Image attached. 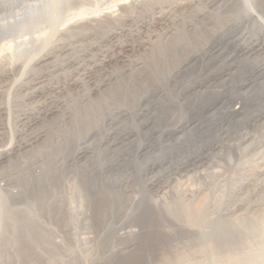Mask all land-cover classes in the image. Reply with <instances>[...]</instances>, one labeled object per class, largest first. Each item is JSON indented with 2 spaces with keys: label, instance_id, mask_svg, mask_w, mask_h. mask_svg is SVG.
<instances>
[{
  "label": "rangeland",
  "instance_id": "1",
  "mask_svg": "<svg viewBox=\"0 0 264 264\" xmlns=\"http://www.w3.org/2000/svg\"><path fill=\"white\" fill-rule=\"evenodd\" d=\"M233 1L19 0L0 13L15 31L0 43V264H264V47L246 48L264 43L252 21L264 0Z\"/></svg>",
  "mask_w": 264,
  "mask_h": 264
},
{
  "label": "bare ground",
  "instance_id": "2",
  "mask_svg": "<svg viewBox=\"0 0 264 264\" xmlns=\"http://www.w3.org/2000/svg\"><path fill=\"white\" fill-rule=\"evenodd\" d=\"M25 1V0H24ZM235 1V4H233V5H237L239 2L241 3L240 4V7L241 6H243V4H242V2H241V0H234ZM233 1V2H234ZM243 2H244V0H242ZM260 1V0H259ZM20 2H21V0H20ZM142 2V1H141ZM208 2V1H207ZM218 2H220V0H209V4H210V6H214L215 4H217V6H219L218 5ZM223 2V1H222ZM17 3H19V0H0V13L1 14H5V12L6 13H8L10 10L11 11H13L14 9H13V7H14V5L16 4L17 5ZM221 3V2H220ZM262 3V2H261ZM22 4H24V3H22ZM27 4V3H26ZM25 4V5H26ZM33 4V3H32ZM208 4V3H207ZM225 4H227V3H225ZM224 4V5H225ZM230 4V3H229ZM258 4H259V2H258ZM223 5V7H225ZM249 5V4H248ZM263 5V4H262ZM19 6H20V4H19ZM32 6V5H31ZM43 6V5H42ZM227 7H228V5H226ZM230 6V5H229ZM216 7V6H215ZM222 7V5L219 7V8H221ZM222 7V8H223ZM234 7V6H233ZM232 7V5H231V8H233ZM261 7V6H260ZM29 8H30V6H29ZM33 8H35L36 9V6L34 7V5H33ZM32 7H31V11H32V9H33ZM217 8V7H216ZM218 8V9H219ZM230 8V9H231ZM234 8H237V7H234ZM13 9V10H12ZM35 9H33V11H32V13L34 14V10ZM39 9V8H38ZM17 10H18V8H17ZM22 10V9H21ZM26 10V9H25ZM25 10H23V14H24V11ZM224 10H225V8H224ZM239 10V9H238ZM242 10V9H241ZM247 10V9H246ZM27 12L29 11V10H26ZM38 11V10H37ZM161 12V11H160ZM164 12V11H163ZM182 12H183V10H182ZM10 13V12H9ZM9 13H8V15H9ZM14 12H12L11 13V15L13 14ZM203 13V12H202ZM255 13V12H254ZM253 13V14H254ZM3 14V15H4ZM17 14V13H16ZM19 14H20V12H19ZM25 14H27V13H25ZM30 14V13H29ZM43 14V13H42ZM8 15H7V18H8ZM15 15V14H14ZM13 15V16H14ZM22 15V14H21ZM238 15H240V16H242L244 19H247V20H250V19H252V14L251 13H246V12H244L243 10L242 11H240V12H238ZM2 15H0V17H1ZM20 16V15H19ZM209 16V15H208ZM234 16V15H233ZM236 16H237V14H236ZM6 17V16H5ZM4 17V18H5ZM11 17V16H10ZM9 17V18H10ZM17 17H18V14H17ZM117 17V16H116ZM201 17H203V18H206L207 17V14H205V13H203L202 14V16ZM231 17V16H230ZM259 17H261V16H259ZM21 18V17H20ZM31 18V17H30ZM101 18V17H100ZM184 18V17H183ZM253 18H254V16H253ZM264 18V17H263ZM11 19V18H10ZM28 19H29V17H28ZM43 19V18H42ZM225 19V18H224ZM228 19V18H227ZM235 19V18H234ZM237 19V18H236ZM0 20H2V18L0 19ZM15 20V19H14ZM17 21H18V19H16ZM31 20V19H30ZM144 20V19H143ZM200 20V19H199ZM202 20V19H201ZM229 20V19H228ZM5 21H7V20H5ZM11 21V20H10ZM243 21V20H242ZM246 21V20H245ZM253 22L255 21L256 22V25L258 26V34H260V36H264V21H262V20H260L258 17L255 19V20H252ZM8 22H9V19H8ZM19 22V21H18ZM23 22V21H22ZM191 22V21H190ZM203 22V21H202ZM228 22V21H227ZM230 22V21H229ZM235 22H237L236 20H235ZM244 22V21H243ZM251 22V21H250ZM11 23H12V21H11ZM11 23H8L7 25L6 24H2V23H0V43H1V40H3V38H5L6 39V37L8 36V34H9V31H10V33L12 32V30H13V32L12 33H15V31H14V28L12 29L11 28V30H10V26H11ZM29 23H30V21H29ZM34 23V22H33ZM239 23V22H238ZM241 23V22H240ZM13 24V23H12ZM15 24V23H14ZM26 24V26L28 25V22L27 23H25ZM41 24V23H40ZM39 24V25H40ZM237 24V23H236ZM242 24V23H241ZM241 24H240V26H241ZM254 24V23H253ZM22 26H23V23L21 24ZM235 25V24H234ZM198 26V25H197ZM236 26V25H235ZM239 26V27H240ZM15 27V26H14ZM16 27H17V25H16ZM196 27V26H195ZM233 27V26H232ZM101 28V27H100ZM229 28V27H228ZM19 29V28H18ZM111 29V28H110ZM223 29V28H222ZM233 29V28H232ZM17 30V29H16ZM106 30V29H105ZM219 30H221V29H219ZM230 30V29H229ZM197 32V31H196ZM215 32V31H214ZM121 34V33H120ZM197 34V33H196ZM7 35V36H6ZM13 35V34H12ZM113 35V34H112ZM198 35V34H197ZM224 35V34H223ZM16 36V35H15ZM201 36V35H200ZM214 36V35H213ZM10 37V36H9ZM176 38L174 39L175 40V42L177 43H175L174 42V40H173V42L176 44V46L177 47H175V48H177L179 51L181 50L182 51V49H183V52L185 51L184 49H186V45H187V47L189 48V47H191V45H189L188 46V44H190L191 42H192V44H193V41H188V40H184L186 43H188V44H183V42H182V44H181V40L179 39V38H177V36H175ZM220 37V36H219ZM8 38V37H7ZM114 38V37H113ZM218 38V37H217ZM15 39V38H14ZM19 39V38H18ZM263 39V38H262ZM8 40V39H7ZM197 41V40H196ZM263 41V40H262ZM10 42V41H9ZM15 42V41H14ZM184 42V43H185ZM16 43V42H15ZM174 43H172V44H174ZM117 44V43H116ZM181 44V45H180ZM10 45H12V44H10ZM169 46H170V44H168ZM254 45V44H253ZM15 46V45H14ZM96 46V45H95ZM193 47H195V48H197L194 44L192 45ZM258 46H260L259 48H261L262 49V47H264V43L263 42H261V41H258L254 46H249V48L248 47H246L247 49H249V50H254V48L255 47H258ZM11 47V46H10ZM160 48V47H159ZM161 48H162V45H161ZM166 48V47H165ZM4 48H2V50H3ZM73 49V48H72ZM103 50V49H102ZM162 50V49H161ZM165 50V49H164ZM164 50H163V52H164ZM167 50H169V47L167 46ZM160 53V55H161V51H160V49L158 50ZM174 51H175V49H174ZM191 51V50H190ZM165 52H167L166 50H165ZM164 52V53H165ZM170 52V51H169ZM172 52H173V47H172ZM224 52V51H223ZM248 52V51H247ZM182 53V52H181ZM173 54V53H172ZM175 54V53H174ZM200 54V53H199ZM182 55V54H181ZM198 55V54H197ZM202 55V54H201ZM177 56H180V55H178L177 54ZM123 57V56H122ZM182 57H184V55L182 56ZM186 57V56H185ZM197 57V56H196ZM256 57V56H255ZM180 58H181V56H180ZM180 58H178L177 60H178V62L180 61ZM190 58H191V56H190ZM189 58V59H190ZM195 58V57H194ZM175 59V58H174ZM183 59V58H182ZM187 59H188V57H187ZM192 59V58H191ZM202 59V58H201ZM176 60V59H175ZM194 60V59H193ZM198 60V59H197ZM113 60H104L103 62L105 63V64H107V65H109V64H111V62H112ZM185 61H186V59H185ZM188 61V60H187ZM185 62L184 63V61H183V63L184 64H180L181 66L176 70L175 68H174V70H175V75L177 76L181 71H183L185 68H187V67H190L189 65H188V62H190L191 60H189L188 62ZM205 61V59L203 60V62ZM177 62V63H178ZM195 62V61H194ZM51 64H52V62H50ZM49 63V64H50ZM182 63V62H181ZM192 63H193V61H192ZM191 63V64H192ZM196 63V62H195ZM175 64V63H174ZM46 65H48V63L46 64ZM179 64H177V66H178ZM193 65V64H192ZM74 67V66H73ZM8 70V69H7ZM20 71V70H19ZM69 71V70H68ZM33 82V81H32ZM7 84V83H6ZM35 85H34V87L35 88H33V91H32V94H35V93H40L42 90H44L43 89V87H45V86H43L42 85V83L39 81H36L35 83H34ZM46 88V87H45ZM49 89V88H48ZM46 90V89H45ZM95 91V90H94ZM27 92V91H26ZM236 109V108H235ZM54 112V110H52V109H47L46 111H45V114H47V115H49V114H52ZM231 112H239L238 110H232ZM46 116V115H45ZM30 122L31 121H28V122H26V125L25 126H27V127H30L32 124H30ZM26 127V128H27ZM23 131V132H22ZM19 134L20 135H22V134H25V132H24V130H21L20 132H19ZM131 135H132V132H130L129 133V135L128 136H130L131 137ZM29 137V136H28ZM128 138V137H127ZM30 140V139H29ZM29 140L27 139V141H19V142H17V143H20V144H16L15 146H12L13 144L11 143V146H10V148L8 149V150H11V151H6L5 153H3V154H6V156H10V155H12L13 153H15V150H16V147H18V148H21V146L23 145V147H26V146H28L29 144H31V143H29ZM34 141V140H33ZM142 147V146H141ZM29 150V149H28ZM2 152H0V154H1ZM88 154V149L87 148H79V150L77 151V153L73 156V158H71L72 160H76V159H81V158H85L86 157V155ZM20 155V154H19ZM3 159V158H2ZM80 162V161H79ZM105 186V185H104ZM147 186L149 187V188H151V189H153V188H158L159 187V184L157 183V181L156 180H153V179H151L148 183H147ZM97 188V187H96ZM112 188V187H111ZM95 190V189H94ZM112 190V189H111ZM114 191V190H113ZM113 195V194H112ZM112 195L111 194H109V193H106L104 190H101V191H98L97 193H96V197L97 198H99L98 199V201L95 203L96 205H95V209H96V216H95V219H97V221H98V223L99 224H102L103 225V222H105V216L107 215V214H109V211H110V201L112 200ZM115 195V194H114ZM164 197V196H163ZM114 198V197H113ZM97 200V199H96ZM95 200V201H96ZM118 200V199H117ZM143 201V200H142ZM121 205V204H120ZM111 206H112V204H111ZM144 208V207H143ZM233 209V208H232ZM156 210V209H155ZM154 209H152V207H150L149 205H146L145 206V215L147 216L146 218H150L151 220H152V222H153V220H154V222L156 221V220H158L157 218H159L160 217V214L157 212V211H155ZM234 210V209H233ZM121 211V210H120ZM127 217V216H126ZM149 218L147 219V220H149ZM192 219V218H191ZM150 221V220H149ZM192 222H193V220H191ZM153 222V223H154ZM108 224V223H107ZM104 225H105V223H104ZM150 225V224H149ZM95 226V225H94ZM156 226V225H155ZM92 228V227H91ZM165 231V230H164ZM221 231V230H220ZM165 233H167V232H165ZM219 233V232H218ZM160 234H161V232H160ZM172 234H173V232H172ZM194 236V235H193ZM227 241V240H226ZM127 247V246H126Z\"/></svg>",
  "mask_w": 264,
  "mask_h": 264
}]
</instances>
